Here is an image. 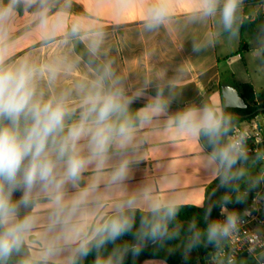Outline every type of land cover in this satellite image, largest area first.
I'll return each instance as SVG.
<instances>
[{
  "label": "crops",
  "instance_id": "crops-1",
  "mask_svg": "<svg viewBox=\"0 0 264 264\" xmlns=\"http://www.w3.org/2000/svg\"><path fill=\"white\" fill-rule=\"evenodd\" d=\"M198 2L168 0L167 19L151 29L144 18L157 0H50V22L60 16L50 38L39 27L36 6L21 5L6 25L11 45L8 62L26 57L43 68L39 87L45 96L67 92L77 116L83 95L80 86L92 81L105 65L131 100L129 113L134 118L162 103V110L150 113L149 121L136 129L127 150L133 163L123 185H107L110 168L98 173L90 167L84 173L81 187L99 178L82 212L85 231L111 216L115 203L130 197L137 199L136 208L142 211L150 210L153 202L202 206L205 190L221 176V167L204 149L198 133L193 136L179 129L176 117L207 108L221 119L222 84H249L255 95H264L246 60L248 50L264 52V0H242L234 31L224 30L219 11L202 17ZM73 23L80 26L77 34L71 33ZM97 37L99 47L93 53L90 45ZM234 55L242 60L244 72L233 68ZM49 66L59 68L52 80L47 78ZM18 198V194L13 197ZM30 211L22 208L21 215ZM39 215L41 227L34 232L43 230L47 209L41 206ZM257 228L264 238V225ZM261 254L264 248L254 258Z\"/></svg>",
  "mask_w": 264,
  "mask_h": 264
},
{
  "label": "clouds",
  "instance_id": "clouds-1",
  "mask_svg": "<svg viewBox=\"0 0 264 264\" xmlns=\"http://www.w3.org/2000/svg\"><path fill=\"white\" fill-rule=\"evenodd\" d=\"M241 3L242 0H199L197 8L202 17L215 16L219 11L224 30L234 31ZM21 5L36 6V17L45 37H53L60 25L59 14L54 22L49 20L50 0H0V264H12V258L23 251L29 237L41 227V206L47 209L43 247L18 264H79L93 250L132 233V213L138 204L135 197L115 203L111 216L85 231L82 212L96 192L99 178L81 187L84 173L90 167L98 173L110 168L107 185H123L133 163L127 150L133 144L136 129L149 121L150 113L160 112L162 103L158 101L150 113L134 118L129 113L131 100L107 65L92 81L80 86L83 95L78 116L69 106L67 92L46 97L39 87L45 76L43 68L26 57L8 62L11 45L6 25ZM168 14V0H157L147 10L145 26L151 29L161 25ZM79 30V24L73 23L71 33L77 34ZM90 47L93 53L97 51L98 37ZM57 71L58 67L49 66L47 78L54 79ZM233 103L229 98L227 106ZM228 123L227 117L220 119L207 108L188 110L176 117L181 131L193 136L202 133L213 145L227 135ZM212 159L229 173L222 177V186L238 179L243 173H232V169L249 159L243 138L217 148ZM17 194L19 198L13 199ZM243 199L237 198L238 202ZM224 202L229 201L225 198ZM22 208L31 211L21 215ZM150 211L152 219H143L136 233L143 246L145 241L156 243L165 238L166 221L176 216L172 204L153 202ZM238 226L236 214L228 215L223 223H208L207 241L218 244L221 238L237 231ZM141 250L132 245L123 252L138 255ZM62 256L64 260L60 259ZM97 264H124L123 254L117 249L113 257L98 259Z\"/></svg>",
  "mask_w": 264,
  "mask_h": 264
},
{
  "label": "trees",
  "instance_id": "trees-1",
  "mask_svg": "<svg viewBox=\"0 0 264 264\" xmlns=\"http://www.w3.org/2000/svg\"><path fill=\"white\" fill-rule=\"evenodd\" d=\"M7 3V0H4ZM17 11L22 10V6L16 9ZM244 48L243 46H241ZM233 86L239 91V95L248 103L246 109H232L226 108L222 105L221 119L227 117L229 119L228 123V133L234 125H237L246 119L240 118L239 115H249V117L258 112L260 108H264V95H255V92L251 85L249 84H235ZM259 102V103H258ZM248 117V118H249ZM199 141L204 147V149L212 156V153L217 149L221 148L222 138L220 137L218 144H210L209 140L202 133H198ZM227 144L225 143V146ZM218 162V161H217ZM244 162V161H241ZM240 162V167H241ZM247 162V161H246ZM219 163V162H218ZM220 165V164H219ZM221 167V166H220ZM235 167L232 169L234 172ZM229 173L221 167V176L218 177L213 184L208 186L205 190V201L202 206H194L189 204L173 205L176 209V216L170 221H166L167 230L173 227L175 224L184 221L183 224L178 226L175 230L170 232L165 238L156 242L155 244L147 247H141L142 250L138 255L131 252H126L123 254L124 264H138V261L143 260H162L167 264H188L192 260L183 261L177 257L174 253H168L165 250V246H174L178 239L186 245L192 248L198 255L204 258L208 252H213L215 255L220 251V249L225 245L223 238L220 240L219 247L215 249H209L207 245H212L215 242L209 243L207 241L205 229L207 227V204L206 197L209 195L210 191L215 187V185L221 181L222 177L228 175ZM236 181H230L226 186H220L210 197V217L211 222H216L222 208L225 206V198L232 196L236 189ZM250 205V201H244L242 203L232 202L230 204V209L237 214H242ZM134 218V227L131 234L125 235L117 240L115 243H110L104 247L93 250L86 258L79 261V264H97V260L104 261L109 257H113L115 250L119 249L121 253L126 246L132 245H143L136 237L137 231L141 227V222L143 219H152V213L150 210L142 211L140 209H135L132 213ZM194 229L197 233L195 235ZM198 238V239H197ZM195 241V243H193ZM152 243L150 241H145L144 244Z\"/></svg>",
  "mask_w": 264,
  "mask_h": 264
},
{
  "label": "rangeland",
  "instance_id": "rangeland-1",
  "mask_svg": "<svg viewBox=\"0 0 264 264\" xmlns=\"http://www.w3.org/2000/svg\"><path fill=\"white\" fill-rule=\"evenodd\" d=\"M249 46L251 47V45ZM242 55H244L243 52ZM246 60L250 73H255L256 78L258 77V79L260 80V86L264 87V52L261 51L258 53L253 50H248ZM230 61L234 62L233 68L244 72L243 62L239 57L234 55L230 58ZM238 173H243V175H240L238 177L236 181L237 189L235 193L228 198L229 202L225 203V206L227 208H230V204L232 202L239 204L244 201H250V199L258 192H260L261 195L264 196V161H261L260 159H250L247 162H241V167ZM256 182H258L256 184V187H253V184ZM238 197H244V199L241 202H238ZM148 209H150V207H148ZM42 231L34 232V234L41 233V235H39L38 237H33L32 235L34 234L29 237V239L25 243L23 251L12 258V264H18V262L24 259L26 256L38 254L40 252L44 244ZM164 248L166 252L176 254L177 257H179L183 261L192 260V262L188 261V264H206L205 259L198 255L192 248L186 246L180 238L174 246L166 245ZM60 259L64 260L65 257L62 256ZM213 260L215 264H227L225 259H221L217 255H215ZM148 263L167 264L162 260H154L149 262V260L141 259L138 261V264ZM231 264H264V254L257 256V258H254L252 256H238Z\"/></svg>",
  "mask_w": 264,
  "mask_h": 264
},
{
  "label": "built area",
  "instance_id": "built-area-1",
  "mask_svg": "<svg viewBox=\"0 0 264 264\" xmlns=\"http://www.w3.org/2000/svg\"><path fill=\"white\" fill-rule=\"evenodd\" d=\"M243 138L249 156L255 155L256 159L264 161V112L258 111L245 121L234 125L227 134L226 144L230 141ZM264 209V196L258 192L250 199V205L242 214L234 213L225 207L216 222L223 223L228 215L236 214L239 217L238 230L229 237L223 238L225 245L216 254L225 259L227 264L234 262L238 256H252L264 248V238L259 233L258 226L264 225L261 218Z\"/></svg>",
  "mask_w": 264,
  "mask_h": 264
},
{
  "label": "water",
  "instance_id": "water-1",
  "mask_svg": "<svg viewBox=\"0 0 264 264\" xmlns=\"http://www.w3.org/2000/svg\"><path fill=\"white\" fill-rule=\"evenodd\" d=\"M220 90H221V96H222V104L224 107L226 108H232V109H246L247 106H248V103L239 95V92L236 88L232 87V86H229L227 84H222L221 87H220ZM229 98H232L234 100V103L231 107L227 106V101ZM258 111H261V112H264V108H260ZM240 118H243V119H246L249 117V115H239ZM228 134V132H227ZM226 138H227V135H224L223 138H222V144H221V148L225 147V142H226ZM257 156L255 155H252V156H249V159H256ZM239 169H240V163L237 164L235 166V170L233 173H236L238 174L239 172ZM221 181L218 182L215 187L210 191L209 195H207L206 197V204H207V224L208 223H211V217H210V197L211 195L221 186ZM184 221L182 222H179L177 224H175L173 227H171L170 229H168V234L170 232H172L173 230H175L178 226H180L181 224H183ZM194 232H195V235L196 237L197 236V233L194 229ZM155 243H149V244H146V246H143V245H138L140 247H147V246H151ZM220 245V241L219 243L217 244L216 242L212 245H207V247L209 249H215L217 247H219ZM125 252H122V254H124ZM215 257V254L213 252H208L205 256H204V259L206 261V264H215L213 258Z\"/></svg>",
  "mask_w": 264,
  "mask_h": 264
}]
</instances>
